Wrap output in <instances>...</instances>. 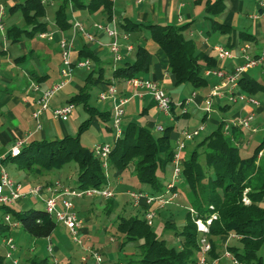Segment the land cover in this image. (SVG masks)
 Returning <instances> with one entry per match:
<instances>
[{"label":"trees","instance_id":"trees-1","mask_svg":"<svg viewBox=\"0 0 264 264\" xmlns=\"http://www.w3.org/2000/svg\"><path fill=\"white\" fill-rule=\"evenodd\" d=\"M6 1L2 0L4 3ZM53 1L56 7L52 24L46 20L49 3L45 0L10 2L5 18L19 12L24 26L16 24L8 26L4 31L5 38L11 44H17L24 39L30 40L41 33H48L54 28L68 31L72 26L67 18L68 8L89 14L101 10L106 14L107 20H112L113 0ZM224 9L223 0L205 2L204 10L212 16L207 17L209 20L207 32L229 34L231 39L238 35L242 41L252 39L251 34L237 31L230 24L217 20L216 17L221 15ZM190 24L143 23L129 17L118 20L120 32L144 31L164 52L167 58V71L172 75L175 86L190 83L193 89H196L207 84L203 73L214 68L216 60L214 55L200 51L194 39L185 36ZM228 45L232 48L233 43ZM76 55L79 59L89 58L95 66L98 63L97 57L85 44L79 48ZM150 64V52L144 45L138 43L133 59L124 61L121 65H114L110 77L104 75L102 67L95 69L93 65L87 71L78 92L67 100V103L81 104L89 114V117L79 125L78 133L75 136L30 140L21 148L18 155L5 154L1 158V163L4 165L15 162L20 169L41 172L53 167L61 168L73 161L78 171L72 189L77 191L106 187L108 170L122 171L133 165L139 183L146 186V190L139 188L138 191L156 196L163 194L170 183L175 148L169 136L172 126H167L162 134L156 137L147 127L128 122L121 136L112 143L106 172L100 159L95 156L93 148H86L80 142L81 131L89 127L93 117L104 122L111 121L110 111H98L90 105V91L99 83L108 86L113 84V80L123 81L132 77H142L148 72ZM238 88L246 94L264 93V78L259 80L244 74L238 79ZM186 115L183 112L175 117ZM225 124L226 122L221 121L216 130L193 146L188 154L182 156L180 181L186 186V201L195 215L188 210L181 225L177 226L170 220L164 225L165 230L178 237L179 245H170L168 240L158 237L151 231L144 218V206L135 217L127 218L125 213H121L116 221L118 229L123 234L119 248L137 243L139 249L138 258L123 262L124 264H194L200 256V238L203 236L197 230L194 219L206 221L212 214H215L216 218L211 219L206 234L211 245L208 259L221 260L224 248L222 249L215 240L233 234L238 236L240 242V247L226 246L233 257L242 264H261L258 252L264 245V156L258 158V153L264 148V139L254 147L251 154L245 156L241 153L244 147L237 143L239 138H244L245 129L232 125L225 129ZM168 170L170 174L166 179L164 176ZM177 185L171 190L179 192L181 189ZM245 189L247 191L244 193ZM244 196L248 199L247 203L243 200ZM106 200L111 204V198ZM5 214H9L12 221L18 222L23 231L33 238L50 237L56 228V222L44 210V205L43 209L34 207L15 209L11 205H0L1 231L10 228L3 219ZM30 261L31 264H53L47 257L34 256ZM0 264H5V257L0 256Z\"/></svg>","mask_w":264,"mask_h":264},{"label":"rangeland","instance_id":"rangeland-1","mask_svg":"<svg viewBox=\"0 0 264 264\" xmlns=\"http://www.w3.org/2000/svg\"><path fill=\"white\" fill-rule=\"evenodd\" d=\"M14 1L16 2L17 0H7L5 3L2 2V0H0L4 8L3 23H2V27L4 31L7 29L8 26H11L12 24H16L17 26L20 27L24 26L23 18L19 12H16L10 17L5 18L6 15L8 14L9 3ZM45 1L49 3L47 7L46 20L49 22V24H52L53 13L56 7V3L53 0H45ZM211 1L213 2L216 0H211ZM241 1H243L242 5H240V0H223L225 4L223 15H220L216 18L217 20L223 22L222 17H224V15L227 13H232L234 15V18L232 19L231 26H234V28H236L237 31L241 30L252 34L253 30L256 29L258 24L264 26V13L259 12L258 7L256 8V4L253 0H241ZM134 3L135 0H113L112 19L114 21V25L116 26L117 31L119 30L118 20L121 19L123 13L126 16L132 15L135 17L136 16L135 13L137 12V10L142 11L145 7L144 5L134 6ZM204 5L205 3H202L198 6L197 5L193 6V0H174V4L170 8L171 14L173 15L174 18L172 23L174 25H181L186 22H189L192 19L193 20L192 24L189 26L191 28L190 30L193 32L192 39L196 37L198 38V33L200 31L206 34V31L209 28V20L206 19V17H212V16L208 15L205 12ZM247 14H251V15L257 14L258 17L248 18ZM93 15L94 16H91L93 19L92 24L98 23L105 25L108 24L109 26L113 25L112 20H107L106 14L103 11L99 10L93 13ZM177 15H181L182 22L177 21L176 19ZM67 18L71 23H73L74 21H78L82 24L87 23V15L83 13L75 18V15L72 14V8L67 9ZM90 29L92 28L90 27ZM93 31L91 33L94 35L95 32ZM126 34L127 35L125 37H120L118 39V43L123 49L130 45L136 48L137 44L138 43L143 44L144 43L143 38L148 36L143 31L142 32L133 31V32H128ZM62 35L69 37L71 35V31L64 32L62 33ZM62 35L60 34L59 36L58 34L52 33L50 35L51 37L50 39L42 38L38 35L30 40L27 39L23 40L24 42H26V44H31V45H35L36 43L41 45L42 43L45 42L53 44L50 47L52 51L51 53H53L54 58L52 60H47V62L44 63L46 64V68L50 74V79H54L55 77H57V67H58L57 60H60L58 42ZM220 35L221 34L218 32H210V34L207 35L209 41L204 42V44L207 43V47L204 48L208 50L207 53L211 54L210 52L211 46L217 41ZM4 41H7V39L4 40V35L2 32H0V43L1 42L4 43ZM111 41L112 38L109 37L107 45ZM259 42L261 43L263 42V40L260 39ZM246 46H248V44L244 42L242 48H245ZM253 47H254L253 45H249L247 48H245L244 52L240 51V48L234 49L233 59H231V61L230 60L224 61V67L228 68L227 71H230L234 65L237 64L241 65L246 63L247 62L246 57H252L255 52V49ZM134 51L132 52V55L134 54ZM132 57L130 58V60H132ZM106 58L112 60V55L107 56ZM40 59L41 58L36 59L35 62L26 61L22 65V67L24 68L32 64L38 66L39 64L42 63ZM124 61L125 60L122 59L117 64L118 65L122 64ZM230 65L231 67L229 68ZM260 68L261 67L259 65L258 67L255 66L248 67L246 70L247 72L246 71L245 72L247 73V76H253L255 78L261 79L264 77V72L261 73ZM205 71L203 73V76L207 80V84L194 89V92L201 99L207 98L210 94L212 87L215 84H217V82L219 81L215 74L213 73L206 74ZM18 73H20V71H18ZM86 74L87 71H85L84 69L74 70L69 82L59 92L55 94V96L51 99V103L54 102L53 99L56 96H61L59 100L65 101L71 95L76 94L79 90L78 88L83 85ZM58 79H59V75H58ZM120 83L121 82L118 81L113 83V85L115 86L116 95L118 96H120L119 90L121 88L122 89L124 88L125 90L127 89L130 94L129 96L132 95L137 96L138 94L144 92L142 90H132L131 87L126 82H123L126 88L122 85L119 86ZM164 90L168 94V96L172 98L174 102L177 104L175 112H178L177 114H179V112L183 110L185 112H188L189 115L181 116L179 118H174V117L170 118L162 113H157L151 110L149 114L144 116L141 115L139 112H137L135 114L136 115L135 120L139 125H143V126L145 125L141 123L142 121H144L142 119L143 117L147 119L149 122L154 123L155 125H152L151 127L149 126L148 129H150V131L156 137L162 134V132H158L156 130V123L162 125L164 129L167 126H172L173 128L170 131L169 136L173 146H174V142L171 139V133L173 130L174 131L180 130V132L185 129H188L190 131L196 130L197 131L196 134H194L193 137L188 140H185L184 137L180 135L179 141L185 140L184 141L185 147L181 151L182 156L188 154L193 146H195L200 141H202L212 131L216 130L217 126L221 121L230 122L237 118L245 117L249 115L251 112L252 115L251 118L249 119V123L251 125L260 123L261 126L253 131L251 129L244 130V138L245 140H247V146L245 148H242L243 152L241 153L245 156L251 154L254 147L257 144H259L261 140L264 139V93L263 92L246 95V97L255 99L258 102H260L259 107H256L253 104L247 102L246 99L243 100L237 98L235 102L229 101L228 99L221 100L220 102H217V104H219L222 108L210 110L205 120L201 123L200 117H198L197 114L193 113L194 109L198 107L196 101L195 103L184 104L183 106L179 105L182 97L188 98L191 91L193 90V86L190 83H182L175 87H168L167 89ZM238 92L242 93L241 90H239ZM90 94H91L90 105L92 107H94L98 111H102L101 108L103 106L105 108L108 106L107 103L105 102L97 101L96 96L98 93L96 88L92 89L90 91ZM236 97L238 96L236 95ZM214 103L215 102H213V104ZM130 104L132 105V102ZM224 105H227V107L223 108ZM125 107L126 105L122 107L124 109L123 112L124 115L127 114ZM76 111L79 112V116H76L74 114L76 113ZM44 116L40 119V123L43 126V130L49 133L46 138L50 139V138H58L59 136L60 138L63 137L60 134H56V132H58L59 129L62 130L63 128L65 129L66 132L64 135L75 136L78 133L79 125L89 117V114L83 109L81 104H78L76 105L74 112L69 116V119L67 121L53 120L51 118L50 120H47L46 118H44ZM14 124L17 123L14 122ZM98 124L99 127L104 129L106 133L103 131L104 134L101 133L102 134L101 136L99 131L95 129L93 126H89L88 128L82 130L80 134V142L84 147L91 149L94 143L96 142L99 143L104 139H108L110 144L113 143L114 133L113 131L110 132L106 129L107 128L106 126L111 127V121H106L105 123L103 121H99ZM39 135L40 134H37L34 138L36 140H41V137ZM263 150H262V156H264ZM4 168L8 173V175L12 178V180L21 182L20 184L22 187L28 185H32V186L36 185L32 183L34 182L35 179L41 181L43 179H48V178H57V179L59 178L61 184L64 183L66 185L67 184L69 185L71 184V180L73 181L76 179L77 171H78L77 165L73 161L67 163L61 168L53 167L48 170H42L40 173L29 172L26 169H20L15 162L6 163ZM25 173H30V179L27 182L23 181V177ZM169 174H170V170L167 171V174L164 176V178L167 179ZM182 182L183 181H180V183H178L177 185L181 190L178 193V197L174 199L172 203L160 209H157L156 206L152 207V209L156 211V214L150 223L151 231L154 232L158 237L165 238L166 240H168L170 245H179V241H178V237H176L170 231L164 229L165 223L170 220V221H174L177 226L181 225L184 221V215L186 211L189 210L185 197L186 186ZM39 184L43 185L42 183ZM108 184L111 186L110 189L112 192L111 204L105 198L99 197L95 199L90 195H86L83 197L77 195H70L68 196V200L70 201L71 205L74 207L76 214L85 221L83 228L89 230L88 235L83 236L82 234H80L78 236V239L82 243L83 248L90 247L99 250L103 255L105 264H117L118 262H122L121 264H124L123 262H127L130 259L138 258L139 249L137 248V243L128 244L121 249L119 248L123 234L118 229V226L116 225V221L121 213H125L126 217L129 218V217H135L143 210V207L141 205L133 206L132 199L130 198L128 193L130 191H138L139 188L146 190V186L139 183L133 165H130L129 167H127L122 171L108 170ZM246 191L247 189L244 190V193ZM26 203H28L30 207L43 209V204L39 201H34L32 197L28 196L26 198ZM61 225H62L61 223L56 222V228L52 233L53 249L54 247L57 246L61 247L60 251L57 253H53V255L49 254L46 251L44 238H33L29 236L28 233L23 231L22 227L19 224L16 226H11L16 228L11 229V232L7 233L6 236L11 237L15 246H17L18 243L20 242L22 244V248L17 255L14 254L15 252H13V256H14L13 258L17 257L18 264H23L24 262L27 263L30 258L38 254V255H42L43 257H47L49 262H53V258L55 257L59 259L58 264H83V262L80 260V256L83 254L82 248L72 241L69 234H67L61 228ZM2 238L3 236H0V252H1V256L5 257L7 248L4 245ZM215 241L218 242V240ZM228 245L240 247V242L234 237H229ZM258 256H261V264H264V245L259 250ZM11 262L12 259L8 260L7 258H5V264H12Z\"/></svg>","mask_w":264,"mask_h":264},{"label":"built area","instance_id":"built-area-1","mask_svg":"<svg viewBox=\"0 0 264 264\" xmlns=\"http://www.w3.org/2000/svg\"><path fill=\"white\" fill-rule=\"evenodd\" d=\"M257 7L260 12L264 13V0H257ZM4 14V8L0 2V32L4 35V29L2 27V19ZM253 18L258 17L257 14L252 15ZM113 25L109 26L108 24H98L94 23L93 28L104 35L112 38V41L107 45L109 53L112 55V62L116 65L119 61L123 59V50L130 52L132 46H127L124 49L118 43V39L121 37V32L116 29L114 21L112 19ZM71 35L69 37L61 36L58 42V48L60 53V68H59V79L52 83L49 87L42 89L39 84L36 82L30 83V89L39 93L38 97L35 100L37 105L32 113V117L36 122V129H40L39 118L41 115L49 111L51 116L59 121H66L69 116L73 113L75 105L73 103H64L57 106H51L50 101L59 92L70 80L72 77V72L74 69H87L89 70L92 66V61L89 58L79 59L77 58L75 51V37L77 35H82L88 42H93L95 40L94 35L88 31L86 26L78 21H74L71 26ZM123 34V33H122ZM51 33H41L39 34L42 38H51ZM126 34H123L125 37ZM246 46L245 48H247ZM245 48H241V51L244 52ZM215 58L219 61L224 59H233L234 53L231 49L225 46H216L214 48ZM247 62L241 65L234 66L230 71H224L221 68H212L205 71L206 74L213 73L218 78V83L215 84L210 94L207 98L203 99L204 107L203 110L208 113L213 106L215 100H219L222 95H226L229 101H236L239 99H246L247 102L258 106L259 102L255 99L246 97L243 93H239L238 88V79L245 74V71L248 67H254L260 64H264V55L246 57ZM133 90H142L148 93L156 103L158 111L164 114L167 117L172 115V107L174 105L171 98L165 92L164 88L157 82L143 78V77H132L124 80ZM196 93L192 94L185 100L179 103L180 106L194 102ZM236 95L238 97H236ZM98 98L101 101H108L110 105L111 113V129L114 133V140L121 136L122 128V119L124 109L122 108L128 101L126 97L116 95L115 86L110 84L105 87L98 94ZM182 112H185L182 110ZM252 112L246 117L237 118L233 121L226 122L224 128L227 129L229 125L241 127L244 129H251L253 127L249 123ZM156 130L158 132H163L164 128L162 125H157ZM196 130L190 131L188 129L182 130L180 135L184 137L185 140L191 139ZM30 134L16 138L13 144L10 146L9 151L11 156H16L20 153L21 148L28 142ZM184 140V141H185ZM184 141H177L172 158V168L170 183L167 185V190L161 195H151L145 191H130L128 194L132 199L133 206H144V218L146 222L150 225L151 221L155 217L156 211L152 209L153 206H156L157 209L163 208L164 206L172 203L174 199L178 197V191L171 190L176 184L180 182L181 170H182V149L185 147ZM112 144L108 142H103L95 145L93 151L95 156L100 159L102 166L105 169L107 168V159L110 153ZM262 156V151L258 153V158ZM3 158V157H1ZM0 158V205H12L15 201L25 198L27 196L34 197L35 199L40 200L44 205V210L52 216L55 222L61 223L69 232V235L72 241L82 248L83 254L80 256V260L83 264H105L102 253L99 250L94 248L86 247L83 248L82 243L79 241L78 236L81 234L83 221L76 214L74 207L71 205L68 200V196L77 195L80 197L90 195L92 197H101V198H111L112 192L110 185L108 184L103 188H89L85 190H74L70 187H66L60 183H57L55 187L51 188L49 186L36 184L29 186L27 189H23L20 183L15 182L6 172L4 165L1 163ZM52 191L50 194L47 192ZM244 202H248V199L244 196ZM189 210L194 214V211L189 208ZM195 215V214H194ZM216 218L215 214H212L211 218L203 221L200 218H195L194 222L196 224L197 230L200 231L203 236L200 238V256L198 261L194 264H218L219 259L212 258L208 259V253L211 249L210 242L206 238L208 233V225L211 219ZM4 221L10 226L18 225V222L12 221L9 214H5L3 217ZM233 237H238L237 235L231 234ZM4 245L7 248L5 258L12 259L13 264H18L16 258H13V252L17 250V247L14 245L11 237L5 236L2 239ZM46 251L53 255V243L50 237L46 238ZM221 258H227L231 261L232 264H242L238 262L233 255L224 247V251L221 255ZM53 264H58V260L54 257Z\"/></svg>","mask_w":264,"mask_h":264},{"label":"crops","instance_id":"crops-1","mask_svg":"<svg viewBox=\"0 0 264 264\" xmlns=\"http://www.w3.org/2000/svg\"><path fill=\"white\" fill-rule=\"evenodd\" d=\"M206 1L207 0H193V6H196V5L198 6L202 3H205ZM209 1H211V0H209ZM253 1L255 2L256 8H257V0H253ZM173 4H174V0H135L134 6L144 5L145 6L144 9L142 11L137 10V12L135 13V15H136L135 17L132 15L126 16L123 13L121 18L129 17V18H131L137 22H143V23L151 22V23L174 25L172 23L174 18H173V15L171 14V11H170V8L173 6ZM242 4H243V1L240 0V5H242ZM254 11H256V10H254ZM83 13H85L87 15V23H86L87 25L86 24H84V25L86 26V28L88 29L89 32H92L94 30L93 32H95L94 33L95 40L93 42H88L82 35H77L75 37L76 54L78 53L79 48L83 44H85L86 47L89 50H91L93 52V54L98 59V63L96 66L92 62V65H94L93 67L95 69L102 67L104 69V75L106 77H110L111 68L114 66V64H113L112 60L106 58L107 56H111V54L109 53L108 47H107V42H108L109 37L93 28V24H92L93 19L91 17V16H94L93 14H89L85 11H79V10L72 8V14L75 15V18L78 17L79 15L83 14ZM221 15H223V13ZM247 15H248V18H253L251 14H247ZM233 18H234V15L232 13H227L224 15V17H222L223 23H227V24L231 25ZM176 19L178 22H182L181 15H177ZM206 19H207V17H206ZM192 21L193 20L191 19L189 22H186V23L192 24ZM90 27L93 30L90 29ZM232 27H234V26H232ZM190 29L191 28L189 27L187 30L188 33L185 32V36L187 38L192 39L193 32ZM68 31H71V30H68ZM68 31H62V30H58V29L54 28L48 33H51V34L54 33V34H58L60 36V34L62 35V33L68 32ZM207 31H206V34H204L203 32L200 31L198 33V38L197 37L194 38V40L197 43L198 49L200 51H203L206 53L208 50H206L204 48L207 47V43L204 44V42L209 41L207 35L210 34V32H207ZM139 32H141V31H139ZM123 34H126V33H123ZM123 34L121 31L120 36L123 37ZM249 34H251V33H249ZM251 35L253 37L252 39L242 41L237 35L233 39H231L229 34H221L218 37L217 41L211 46L210 52L215 57L214 48L216 46H225V47L231 49L233 52H234V49L240 48V51H241V48L243 47L244 42H246L248 44V46L249 45L254 46L253 48L255 49V52H254L252 57L264 55V26H261L258 24L256 29L253 30ZM260 39H262L263 42L260 43L259 42ZM4 40H6L5 36H4ZM143 40H144V43L143 44L140 43V44L144 45L145 48H147L148 51L150 52L151 64H150V68H149L148 72L143 74L142 77L157 82L164 89H167L168 87H175L173 77L167 71V58H166L164 52L161 49H159L158 46L152 40H150L148 36L143 38ZM228 43H233L232 48L229 47ZM52 45L53 44L48 43V42L42 43L41 45H39L37 43L35 45H31V44H26V42H24V41H21L17 44H11L8 40L4 41V43H2V42L0 43V158L5 156V154H7L10 146L13 144V142L16 138L30 134V136L28 138V141H30V140H35L34 137L37 134H40L39 136L41 137V139H48L46 137L49 133H47L45 130H43V126L40 123V119L44 115H45L44 118H46L47 120H50V118L53 120H56V119H54L51 116L49 111H46L39 118V123L41 126L40 129H36V122L32 117V113L37 106L35 104V100L38 97L39 93H35L32 90H30V83L36 82L37 84L40 85V87L42 89H45L46 87H49L54 81H56L58 79L60 60H57V64H58L57 77H55L54 79H50V74L46 68V64H44L47 62V60H52L54 58L53 53H51L52 51H51V47H50ZM134 50H135L134 47H132V50L130 52L123 50V55H124L123 59L125 61H130V58L133 56L132 52ZM18 58H21V59L18 60ZM39 58H41L40 60L42 61V63L39 64L38 66L32 64V65L26 66L24 68L22 67V65L26 61L35 62V60L39 59ZM132 59H133V57H132ZM215 60H216V65L214 68H221L224 71L228 70V68L224 67V61H226V60L231 61V59H224L222 61H219L215 58ZM116 65H118V64H116ZM119 65H121V64H119ZM234 66H236V65H234ZM259 66L261 67L260 72L263 73L264 72V64H260ZM230 67H231V65L229 66V68ZM255 67H258V65ZM74 70H83V69H74ZM84 70L89 71L87 69H84ZM18 71H20L21 74L18 73ZM246 72H245V75H247ZM72 74H73V72H72ZM249 77H253V76H249ZM253 78H255V77H253ZM263 78H261V79H263ZM256 79L261 80L260 78H256ZM116 81L121 82L119 84V86L122 85L126 88L125 84L123 83V82H125L124 80L123 81L122 80H113V83ZM105 87H106L105 84L99 83L96 86L97 93L99 94L102 90L105 89ZM192 92H194V89L191 91L190 95L192 94ZM242 93L244 95H248L244 92H242ZM98 94L96 96L97 101L98 102H105L108 105L106 107L107 109L103 106L101 108V110L102 111H110L109 102L99 100ZM119 95L129 99V101L125 104L126 105L125 109H126L127 114H125L123 116V119H122V127L123 128L125 127V125L128 122L137 123L135 120V117H136L135 114L137 112H139L143 116L149 114V112L151 110L155 111L157 113H160L156 107V103L153 100V98L148 93H146L145 91L143 93L138 94L137 96H133V95L129 96L130 95L129 91L127 89L125 90L124 88L123 89L121 88L119 90ZM60 97L61 96H56L53 99L54 100L53 103H51V101H50V105L53 107V106L61 105V104L68 102L67 100L69 97L65 101H60L59 100ZM185 99H186L185 97H182V99L180 101H183ZM226 99H227V96L224 94V95H222V97L219 100H215L214 101L215 103L213 104L211 110L221 109L222 107H220V105L217 104V102H220L221 100H226ZM171 100L173 101L174 105H173L172 115L170 116V118H172V117L176 118L175 116H177L183 112L180 111L179 114H177L178 112H175L177 104L174 102V100L172 98H171ZM195 101L198 104V107L194 109L193 113L197 114L198 117H200V122L202 123L205 120V118L207 117L208 113H206L203 110V107H204L203 99H201L198 95H196L194 102H191V103H195ZM131 102H132V105L130 104ZM188 104H190V103H188ZM259 106H260V102H259V105L256 107H259ZM75 107H76V105H75ZM224 107H227V105H224ZM74 110H75V108H74ZM185 113L187 115H189L188 112H185ZM74 114L76 116H79V112H77V111ZM142 119L144 121H142L141 123L145 124L144 126L147 128L149 126L151 127L152 125H155L154 123L149 122L144 117ZM99 121H102V120L97 119L96 117H93L90 121L89 126H93L101 134V133H103L104 129L99 127V124H98ZM14 122H16L17 124H14ZM224 122H226V121H224ZM157 125H160V124L156 123V126ZM260 126H261L260 123H256V124L251 125V127H253V130L257 129ZM106 127H107L106 129L108 131H110V132L112 131V129L109 126H106ZM65 133L66 132H65L64 128L62 130L59 129L58 132H56V134H60L61 136H65L64 135ZM101 136H102V134H101ZM58 138H60V136ZM179 138H180V130L179 131L173 130L171 133V139L174 142V146L176 145L177 141H179ZM50 139H53V138H50ZM103 142L109 143V140L104 139L103 141H101L99 143H103ZM99 143L98 142L94 143L92 148ZM237 143L239 145H241V147H244V148L247 146V140H245V138H239L237 140ZM5 165L6 164H4V166ZM27 171L36 172V171H31V170H27ZM29 179H30V173H25L24 177H23V181L27 182ZM73 181L71 180V184H69V185L68 184L66 185L64 183L62 185L70 187L72 189ZM15 182L21 183L20 181H15ZM32 183L33 184L42 183L43 185L49 186L51 188L55 187V185L57 183L61 184L59 178L58 179L57 178H48V179H43L41 181L38 179H35L34 182H32ZM29 186H32V185H28V186H25L23 188L27 189ZM110 188H111V186H110ZM51 192L52 191L47 192V194H50ZM27 197L15 201L11 206L15 209H27V208H29L30 207L29 204L26 203ZM29 197H31V196H29ZM32 198L34 201L41 202L40 200L35 199L34 197H32ZM94 198L97 199L99 197H94ZM31 204H32V201H31ZM100 204H101V201H100ZM79 218H81V217H79ZM82 221H83V225H84L85 221L83 219H82ZM15 228L16 227L10 226L9 229L8 228H4V229L2 228L3 229L2 231L0 229V236H3V238H4L7 235V233L11 232V229H15ZM61 228L67 234H69L68 230L63 225H61ZM88 233H89V230H87L86 228H83V226H82L81 234L83 236H85V235H88ZM229 237H233V236L227 235V236L219 237L218 244L222 249L228 245ZM50 238L52 240V238H53L52 235L50 236ZM234 238L237 240L239 239L238 237H234ZM44 240H45V249H46V238H44ZM16 247H17V250L15 251L14 254L17 255L22 248L21 242L18 243V245ZM60 249H61L60 246L54 247V253L59 252ZM0 256H1V252H0ZM34 256H37L39 258H43L42 255H38V254H36ZM15 258L17 259V257H15ZM56 259L59 261L58 258H56ZM8 260H10V259H8ZM30 260H31V258L28 260L27 263L24 262L23 264H31ZM6 262H7V260H6ZM11 263L13 264V262H11ZM69 263H70V260H69ZM220 263L221 264H231V261L227 258H221V260H219V264Z\"/></svg>","mask_w":264,"mask_h":264}]
</instances>
